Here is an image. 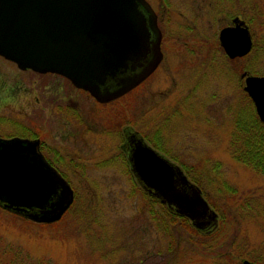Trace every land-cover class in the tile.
<instances>
[{"label": "rangeland", "instance_id": "374dc122", "mask_svg": "<svg viewBox=\"0 0 264 264\" xmlns=\"http://www.w3.org/2000/svg\"><path fill=\"white\" fill-rule=\"evenodd\" d=\"M148 1L161 17L171 65L107 107L84 94L88 125L77 120V101H67L76 111L66 112L63 102H50L53 94L44 95L57 78L21 71L0 55V136L35 135L32 127L53 134L64 117L78 132L67 137L71 145L59 158L73 203L54 226L29 223L0 206L1 263L242 264L264 250V174L236 160L230 148L237 122H249L256 112L240 75L245 68L264 75V0ZM222 7L240 12L255 29L252 54L237 63L220 51L219 31L230 18ZM126 125L160 144L187 176L186 168L205 170L207 189L223 193L213 198L238 216L226 210L224 218L203 194L218 213L203 231L187 216L177 218L182 214L168 204L146 198L120 149Z\"/></svg>", "mask_w": 264, "mask_h": 264}, {"label": "water", "instance_id": "95a60500", "mask_svg": "<svg viewBox=\"0 0 264 264\" xmlns=\"http://www.w3.org/2000/svg\"><path fill=\"white\" fill-rule=\"evenodd\" d=\"M151 34L159 36L153 48ZM161 34L148 0H0V55L22 70L61 74L101 102L128 93L157 68L163 56ZM220 42L231 58L248 54L253 44L242 24L222 29ZM150 53L153 58L141 71L128 73L141 67ZM242 77L264 122V75ZM130 162L143 189L190 218L197 229L206 231L215 223L218 213L202 189L164 154L140 140ZM73 201L71 184L46 160L40 140L0 137L3 209L37 223H53ZM242 264L259 263L246 258Z\"/></svg>", "mask_w": 264, "mask_h": 264}, {"label": "flooded vegetation", "instance_id": "af4514ba", "mask_svg": "<svg viewBox=\"0 0 264 264\" xmlns=\"http://www.w3.org/2000/svg\"><path fill=\"white\" fill-rule=\"evenodd\" d=\"M221 1L227 2V1H235V0H221ZM222 8H223V10H222ZM222 8H221V10H222L221 12L223 14L229 13V17L230 18L227 19V20H225L223 22L224 25H222V27L220 28V31L222 29H224V28H227V27H235L238 24H242V27H247L248 28V30H249V32L251 34V37H252L253 44H252V48H251L250 52L248 54L244 55V56H237L235 58H231L226 53L224 47L221 45V42H220V31H219L218 38H219V45H220V49H221L220 51L223 53L224 58L228 62H230V63H237L240 60L245 59L249 55L252 54V52L254 50V47H255V44H254V37L256 35L255 29L253 28L254 26L252 25V23L250 21H248L247 19H245L240 12L237 11V13L236 12L235 13H230L231 12V7L228 8V9H225L224 7H222ZM160 18L161 17H159V16L157 17V19H158V26L160 27V29L162 31V34H161V37H160L161 38L160 47H161V51H162L163 56H162V59L160 60V62L158 64L157 68L140 85H142L143 83H145L146 81H148L156 72H158L159 69L163 68L165 65L167 66V68H169L170 65H171V64H167L168 61H170L169 60L170 58H169V55L166 52V47H165L166 44H164L166 42L165 41L166 35H164L163 30H162V28L160 26V23H161ZM199 32H201V30H199ZM201 36L202 37H207L209 35L204 34L202 32L201 33ZM149 38H150L149 46L151 48H153V45L156 44L155 42L159 38V36L158 35H155V34H151L149 36ZM197 40H200V39H197ZM168 41L169 40H167V42ZM173 42L174 41L172 40L170 43H173ZM202 42H205V41H202ZM152 58H153L152 53L148 54L147 57H145L141 61V63H142V66L141 67H138V68H136L134 70L129 69L128 70V73L129 74H132V73L141 71L143 69V67L145 65H147L152 60ZM242 69H243V66H241V70ZM21 71H33V70L27 69V70H21ZM251 71H253V70L252 69H249V68H247V69L245 68L242 71L241 75H240L241 76L240 77V80L243 81V88L245 86V77L242 78V75L244 73L258 75V74H255V73H251ZM33 72H35V71H33ZM35 73H38V72H35ZM45 74L46 75H51V76L55 77V79L56 78L57 79L54 80V83L52 85L50 84V85H48L46 87V91H44V95L46 94L48 96L50 93L53 94V97H50L49 98L50 99V102H63V103L60 104L61 106H63V107H61L60 110H65L66 112L68 110H70L71 112H75L76 111L75 110L76 109V105L75 104H74L75 106L69 105L70 103H67V101H69V100H71V101H77L79 107H78V113H75V114H78L76 116L77 117V120L81 121L82 122V125L83 124L84 125L90 124V123H88V120H86V118H85L86 115L84 114V113H86L88 115L89 114V111H88V109L86 107L82 106V104H81V97L84 94H86L87 96H90L92 99H95V101L97 103H99L102 107H107V105L109 106V105L115 103L117 100L122 99V97H119V98H116V99L111 100V101H108V102H101L98 99H96L89 91H87V90H85L83 88L77 87L76 85H74L72 83V81L70 79H68L67 77H65L63 75L56 74V73H45ZM108 85L111 86V84H109V83L106 84L105 86H108ZM254 107H255V105H254ZM54 119L57 120V117L56 118L54 117ZM85 120L87 121L88 124H85L84 123ZM58 121H61L60 124H59V129L58 130H54L53 134H51L52 129L49 130V128H47L46 131H44V133H43L42 130L40 131V129H37L35 127H32L31 130H28V131H31L32 133H35V135H33V134L27 135V133H24V131H23L21 134L8 135V136H0V137L1 138H4V139H10V138H13V137H20V138H24V139H33V140L38 139V140H40V150L43 153V155L45 156L46 160L52 166H54L67 179L64 171L60 167V159L59 158H61L60 155H63L64 152H65V150L71 145L70 142H65L66 139H67V137L76 136L78 134V132L77 133L76 132H71V130H74V131H76V130L72 126L73 122L72 121H69V119H66V117H64L63 120H58ZM91 121L92 120H90V122ZM92 124L94 125V122ZM105 124L102 125V126H100V127H102L101 129H104V131L105 130L110 131V126L108 125L107 127H105L106 126ZM129 126H131V125H129ZM130 129H132V128L131 127H128L127 128V125L123 127V129H122L123 142L120 145V149H121V151L124 154V158H125L124 161L130 166V169L131 170H132V167H131V162H130V155L133 153V151L135 149V145L140 140H144L148 145H150L151 147H153L160 154H165L166 155V153H167L166 150L163 149L161 147V145L158 144L157 142L156 143L153 142L152 139L149 138V136L147 134H145L143 130L136 131V132L139 133V135H136L135 137H132L131 132H130ZM47 131L51 135L49 138H46ZM128 139H129V142H128ZM166 157L168 158L167 155H166ZM173 163H175V162H173ZM134 175H135V177L137 179V182L140 185H142V183L140 182V180L138 179V177L136 176L135 173H134Z\"/></svg>", "mask_w": 264, "mask_h": 264}, {"label": "trees", "instance_id": "16d2710c", "mask_svg": "<svg viewBox=\"0 0 264 264\" xmlns=\"http://www.w3.org/2000/svg\"><path fill=\"white\" fill-rule=\"evenodd\" d=\"M247 97H248L249 101L251 103H253L250 96L247 95ZM230 148H231L232 154L236 160H238L239 162L253 168L257 172L264 174V123L260 120V118L256 112L253 113V116L249 122L247 120H246V122L243 121V123L237 122L236 127H235L234 131L232 132V135L230 138ZM185 171L188 174V176L194 182H196V184H198L201 187L205 197L209 201H211L213 207L216 208L223 215L224 218H225L224 213L226 212V210H227V212H228V210H231L228 213H231V215L236 214L238 216L237 210H233L231 207H227L226 210L222 209V206L220 205V202H219V200H220L219 198L222 197V196H220V194H223V193H219V189H217L218 192L214 191V190L211 191V189L209 191L207 189L210 187L208 186V184L205 183V181L208 179L207 176H209V178H211V176L207 175V172L205 170L196 169V168H194V169L193 168H186ZM210 180L211 179H209V181ZM210 184H212V183H209V185ZM142 190H143V188H142ZM216 193H219V195H218L219 200L213 198L214 197L213 195ZM232 193H233L232 195L237 196L238 191L232 190ZM142 194L146 198L152 200L153 203L154 202L155 203H161L159 201V199H157L153 195H150L145 190L142 191ZM237 203L239 204V202H235V205H238ZM240 205H241V203H240ZM176 217L177 218L181 217L185 221H189V219L183 215L178 214ZM176 217H174V218L177 219ZM26 219H28V218H26ZM27 221L29 223L33 222L30 219H28ZM223 221H226V220L224 219ZM58 222L51 223V224L40 223L39 225L54 226ZM195 231L202 232V231H200V230L198 231L196 229H195ZM1 259H2V256L0 254V264H3L4 262L1 263ZM244 259H246V258H244ZM253 261L260 263V264H264V250L260 254H258V258H254ZM199 264H203V263H199ZM204 264H210V263H204ZM214 264H223V263H214Z\"/></svg>", "mask_w": 264, "mask_h": 264}, {"label": "bare ground", "instance_id": "6f19581e", "mask_svg": "<svg viewBox=\"0 0 264 264\" xmlns=\"http://www.w3.org/2000/svg\"><path fill=\"white\" fill-rule=\"evenodd\" d=\"M136 87H137V86H136ZM136 87H135V88H136ZM133 89H134V88H133ZM133 89H132V90H133ZM132 90H130V91H132ZM130 91H129V92H130ZM74 193H75V192H74Z\"/></svg>", "mask_w": 264, "mask_h": 264}]
</instances>
